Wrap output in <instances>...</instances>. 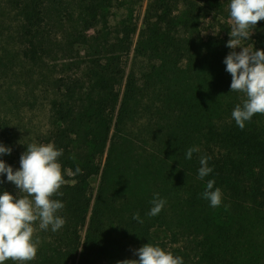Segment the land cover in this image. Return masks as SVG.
I'll use <instances>...</instances> for the list:
<instances>
[{
  "label": "trees",
  "instance_id": "16d2710c",
  "mask_svg": "<svg viewBox=\"0 0 264 264\" xmlns=\"http://www.w3.org/2000/svg\"><path fill=\"white\" fill-rule=\"evenodd\" d=\"M2 1L19 18L22 58L37 63L46 53L47 10L60 0ZM229 3L150 0L139 29L132 18L111 24L113 0L82 6L73 37L91 59L84 79L59 81L45 139L63 150V195L53 198L64 204L58 215L65 224L34 234L40 244L26 264H117L138 260L135 250L149 242L184 264H264V114L253 115L243 130L231 115L245 97L231 91L224 63L233 51L226 46ZM242 46L264 50V20ZM12 134L0 120V143ZM192 146L199 151L187 159ZM202 156L210 157L213 171L198 179ZM77 167L81 172L73 175ZM213 179L223 193L215 208L202 196ZM0 181V194H13L6 174ZM157 193L166 204L150 216ZM159 229L166 240L154 237Z\"/></svg>",
  "mask_w": 264,
  "mask_h": 264
},
{
  "label": "clouds",
  "instance_id": "9594fccd",
  "mask_svg": "<svg viewBox=\"0 0 264 264\" xmlns=\"http://www.w3.org/2000/svg\"><path fill=\"white\" fill-rule=\"evenodd\" d=\"M230 17L233 21L230 39L227 47L233 49L225 57L226 71L231 74L230 89L233 92L244 94L242 104H237L232 111V118L237 126L243 130L245 122L250 121L255 114H264V50H255L254 47L242 46V41L250 38L252 29L257 22L264 20V0H230ZM242 51L237 53L235 49ZM11 148L0 143V155L11 153ZM197 146L186 151V158L191 159ZM63 150L57 149L54 143H31L20 156V167L13 170L0 159V175L6 174L7 181L12 182L18 192L16 195L8 191L0 194V264L7 260L26 264L35 259L40 244L35 223L39 221V229L47 231L49 226L53 232L64 224L63 217L58 212L64 204L54 199L62 196L59 191L65 183L59 157ZM210 157L200 158L201 167L198 169V179H204L212 173L213 168L208 166ZM81 172L77 167L73 175ZM3 183V181H0ZM215 180H208L206 189L202 193L204 199L210 201L211 207H219L223 193L220 188L214 189ZM153 205L148 213L158 215L166 204V200L155 194L151 201ZM133 219L142 223L139 213ZM136 259H125L117 264H184L182 257L174 256L158 244H144L135 250Z\"/></svg>",
  "mask_w": 264,
  "mask_h": 264
},
{
  "label": "rangeland",
  "instance_id": "374dc122",
  "mask_svg": "<svg viewBox=\"0 0 264 264\" xmlns=\"http://www.w3.org/2000/svg\"><path fill=\"white\" fill-rule=\"evenodd\" d=\"M89 0H60L49 5L46 25L41 34L45 40L46 53L37 63L25 61L21 52L16 13L0 0V120L9 122L13 134L9 143L11 153L3 155L20 167V156L31 143H43L53 128L52 102L60 96L59 81L68 78L70 83L82 78V69L90 61V51L85 45H75L73 34L79 28L82 6ZM150 0H113L110 22L132 18L138 29ZM230 23L233 21L230 19ZM100 26L89 33L95 35ZM137 35L135 36V40ZM133 51L128 57L131 64ZM129 67H127V72ZM72 80V81H71ZM99 178L93 181L97 188ZM13 194L18 189L10 182ZM39 232V221L34 225ZM157 240H166L168 233L159 229L153 233Z\"/></svg>",
  "mask_w": 264,
  "mask_h": 264
}]
</instances>
